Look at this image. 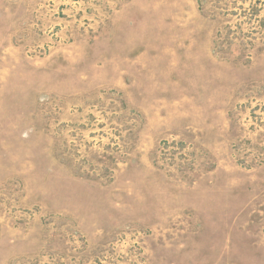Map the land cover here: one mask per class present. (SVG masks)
Segmentation results:
<instances>
[{
    "label": "rangeland",
    "instance_id": "rangeland-1",
    "mask_svg": "<svg viewBox=\"0 0 264 264\" xmlns=\"http://www.w3.org/2000/svg\"><path fill=\"white\" fill-rule=\"evenodd\" d=\"M0 264H264V0H0Z\"/></svg>",
    "mask_w": 264,
    "mask_h": 264
}]
</instances>
